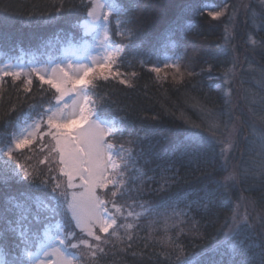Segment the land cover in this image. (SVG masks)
Returning a JSON list of instances; mask_svg holds the SVG:
<instances>
[{
	"label": "trees",
	"instance_id": "trees-1",
	"mask_svg": "<svg viewBox=\"0 0 264 264\" xmlns=\"http://www.w3.org/2000/svg\"><path fill=\"white\" fill-rule=\"evenodd\" d=\"M87 3L88 0H0V51L14 58L34 47L42 49L52 43L49 51H53L71 41L83 40L80 25L86 18ZM119 3L131 22L117 25L115 16L111 17L109 29L113 42L125 50L113 70L121 72V79H128L131 86L111 77L102 80L98 73H93L90 77L93 86L88 93L97 112L123 121L124 135L109 139L142 153L137 157L136 167L147 175L143 181L130 180L131 196L120 201H135L132 210L141 213L138 220L129 217L126 221L135 225L129 230L133 241L121 242L113 237L112 244L104 245L107 254L97 258L99 264H177L181 248L186 256L212 249L225 239L226 221L231 223L237 204L241 212L247 211L254 225L235 240L243 255L232 253L214 258L227 264L233 259L243 264L249 261L259 264L264 242L261 237L264 177L259 175L258 168L256 175L240 179L231 198L218 200L217 207L205 210L193 205L184 223H176L175 217L167 219L171 213L162 205L177 201V209H184L186 203L203 197L204 190L218 189L217 181L229 172L235 170L239 174L262 159L259 135L264 132L261 119L264 116V0H119ZM205 4L213 6L214 11L226 9L225 15L212 20L203 12ZM121 32L126 34L120 35ZM249 36L257 41L256 45L249 42ZM194 51L199 53L195 59ZM168 55L175 59L184 57L179 61L180 71L184 73L182 81L175 69L163 67L169 64ZM209 64L211 75L207 71ZM153 66L161 67V72H152ZM186 69L195 75L189 76ZM133 72L135 76L131 75ZM230 72L232 75L226 77ZM27 78L22 75L20 80L10 76L1 79L0 147L8 142L10 133L19 124H25L27 113L36 118L54 100L55 90L42 84L35 74L31 77V91H25L23 81ZM210 120L220 124L215 133L217 140H227L229 136L234 140L226 166L219 154V143L191 142L197 134L210 135L207 131ZM129 132L133 133L132 137ZM136 136L140 137L139 141L129 145V140H135ZM193 151H198L202 159L194 158ZM208 157L213 160L210 166L204 163ZM21 165L46 171L44 165L38 164V154L29 148L14 153L11 160L0 157V170ZM128 175L134 177L135 168ZM137 189L141 191L138 193ZM50 192V188H36L28 181L13 180L7 186L0 185V205L10 198L18 201L27 197L47 198ZM157 206H161L158 208L161 215L145 211ZM60 219L55 217L53 223ZM193 221L196 230L192 229ZM120 235L125 236V230ZM6 241L8 246L12 245L10 236L6 235ZM128 243L132 247H127ZM80 251L86 253L83 248ZM16 255L13 250L11 255L2 257L10 261ZM208 255L213 257L211 252ZM81 264L92 261L85 254Z\"/></svg>",
	"mask_w": 264,
	"mask_h": 264
},
{
	"label": "snow or ice",
	"instance_id": "snow-or-ice-1",
	"mask_svg": "<svg viewBox=\"0 0 264 264\" xmlns=\"http://www.w3.org/2000/svg\"><path fill=\"white\" fill-rule=\"evenodd\" d=\"M225 11L226 9L214 11L213 6L208 4L203 7V12L212 20L220 19L225 15ZM85 15L87 19L80 25L84 30L83 35L97 33L100 35L97 42L105 46L104 57L99 61L95 57H86L90 62H80L76 65L79 71L75 74L65 70V65L67 68L73 67L70 59L56 63L54 67L31 66L30 72L34 73L42 84L50 85L55 90L54 102L43 108L36 118L32 117L31 112L27 113L24 126L18 125L17 130L10 133L8 142L0 147V157H7L9 160L14 158V153L29 148L34 154H38V164L46 168V171H38L31 166L21 165L0 170V185L7 186L13 180H20L28 181L36 188L51 189L47 198L27 197L23 201L10 198L0 205V254L11 255L13 250L18 253L10 261L0 260V264H81L85 254L92 264H99L97 258L107 254L104 245L112 244L113 237L121 242L133 241V235L129 230L135 225L126 221L129 217L138 220L141 213L132 210L135 201L132 203L120 201L131 196L130 180L143 181L147 175L143 169L136 167L137 157L143 154L135 153L130 146L112 143L109 137L115 139L124 135L123 121L106 118L102 111L97 112L92 107L94 101L88 94L89 88L93 86V80L90 79L93 73H98L102 80L111 77L118 79L121 84L131 86L128 79H121L123 75L121 72L113 70L124 56L125 50L111 42L108 31L109 17L115 16L117 25H127L131 21L119 0H88ZM249 42L252 45L257 44L251 36ZM84 43L87 44V41ZM198 55L199 53L194 51L193 59ZM182 59L183 56L176 57L171 64L163 65L165 68L175 69V72L179 73L180 81L184 79L179 64ZM56 70L63 74L64 79L55 78ZM161 70L159 66L151 68L156 74ZM186 71L189 76L195 75L192 71L187 69ZM207 71L211 75V64L208 65ZM23 73V65L0 64V78L10 76L20 80ZM131 75L135 76L136 73L133 72ZM229 75L232 73H227L226 77ZM173 79L176 80L177 77L174 75ZM32 83L31 76L23 81L25 91H31ZM69 87L71 92L79 97L80 103L74 106L71 115H66L65 109L68 108V104L62 101ZM261 119L264 120V116H261ZM219 128L220 124L217 121L210 120L207 128L210 135L197 134L191 142L198 145L219 143V154L226 166L234 140L231 136L227 140H217L215 133ZM128 135L132 137L133 133L129 132ZM139 139L140 137L136 136L135 140L130 139L128 143L131 145ZM259 139L262 159L258 165L254 163L252 167L243 169L239 174L235 170L229 172L223 180L217 181L218 189L204 190L203 197L198 201H192L191 204L186 203L184 209H177V201L165 202L162 207L171 213L167 219L175 217L176 223H184V217L190 216L193 205L205 210L217 207L218 200L230 199L231 192L239 180L256 175L257 168L259 175L264 177V132L259 135ZM33 145L35 148H32ZM191 155L196 159H202L198 151H193ZM204 163L210 166L213 160L208 157L204 159ZM5 164L7 165V160ZM133 168L135 176L129 177L128 172ZM168 182L165 180V183ZM140 191L137 189L138 193ZM140 207L143 208L144 205L141 204ZM159 207L161 206L145 211L161 215ZM240 207L237 204L233 209L231 223L228 224L226 221L228 231L222 242L212 249H203L190 256L184 255L181 248L177 264H227L226 261L214 257L219 255L222 258L232 253L243 255L235 240L251 230L254 225L247 211L241 212ZM57 216L61 219L53 223ZM261 228V237L264 240V217H261ZM122 229L126 233L123 237L120 235ZM192 229L196 230L195 221L192 222ZM76 230L82 236H78ZM6 235L12 238L11 246L7 244ZM127 247H132V244L128 243ZM81 248L86 250V253L81 252ZM209 252L213 254L212 258H209ZM231 264L243 262L233 259ZM249 264L253 262L249 261ZM259 264H264V242L261 244Z\"/></svg>",
	"mask_w": 264,
	"mask_h": 264
},
{
	"label": "rangeland",
	"instance_id": "rangeland-1",
	"mask_svg": "<svg viewBox=\"0 0 264 264\" xmlns=\"http://www.w3.org/2000/svg\"><path fill=\"white\" fill-rule=\"evenodd\" d=\"M85 19H87V17ZM109 20L111 21V17H109ZM109 28H110V23L108 26V31H109L110 40L111 42H113ZM80 30L82 33L83 40L77 42L71 41L61 46L59 50L58 48H55L53 51H49L51 50L50 48H52V43H51L47 47H42V49H40L39 47H34L33 49H31V51L23 50L19 54H16L14 58L12 56H6L4 55V52L0 51V64L10 63L13 65H23L24 73L22 75L27 77L28 76L32 77V74L34 73L30 72L31 66H36L37 68L54 67L56 63H63L66 60L70 59L73 62V67L67 68L65 65V70L68 71L70 74H75L79 71L76 65H78L80 62H84V63L90 62L89 60L86 59V57H95L96 60L99 61L105 55V46L97 42L98 39H100V35L97 33V34H89L88 36H84L83 28L80 27ZM85 40L87 41V44L84 43ZM166 58L169 64H171L175 60V58L173 57L171 58V56L169 55ZM47 74L52 75V73H47ZM54 75L57 80L64 79L63 74L59 70H56ZM1 79L2 78H0V82ZM88 94L90 95V93ZM62 103L68 104V108L65 109V114L71 115L74 106L80 103V99L79 97L76 96L74 92H71L69 87V89L66 91ZM92 107L95 108V103L92 104ZM19 126L22 127L24 126V124H19ZM77 191H79V189H77ZM0 260H4L2 255H0Z\"/></svg>",
	"mask_w": 264,
	"mask_h": 264
}]
</instances>
